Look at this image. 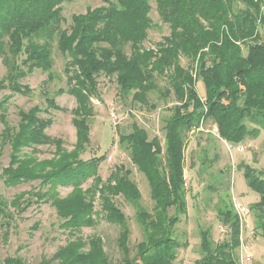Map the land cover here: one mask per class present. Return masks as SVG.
Listing matches in <instances>:
<instances>
[{"label":"trees","instance_id":"obj_1","mask_svg":"<svg viewBox=\"0 0 264 264\" xmlns=\"http://www.w3.org/2000/svg\"><path fill=\"white\" fill-rule=\"evenodd\" d=\"M69 1L0 0V60L8 69L0 86H7L13 95L30 96L31 88L21 82L34 72L47 73L46 84L52 82L56 49L68 60L67 88L56 95L68 94L77 100L72 111L77 144L71 152L48 136L53 120L42 116L40 106L21 110L13 127L7 121L12 96L0 102L4 125L0 146L11 149L10 163L0 179L9 188L40 183L37 192L20 193L11 202L0 194V217L14 219L32 207L33 198L53 205L62 228L75 240L38 264H109L99 237L86 243L77 236L83 228L94 226L95 215L119 227L116 243L121 264H173L178 250L188 247L175 236V227L188 210L184 173L188 136L210 121L217 126L219 138L232 145L256 140L264 133V0H156L159 18L169 26L170 35L154 49L145 47L153 26L150 0L106 1L73 16L71 26L63 29L61 6ZM182 58L189 60V67L181 65ZM102 76L116 78L121 98L133 94L132 100L144 106L149 95L160 91L158 77L169 87L162 95H176L177 104L165 119L164 148L157 138L149 140L136 123L131 133L120 138L148 181L152 212L140 205L141 192L123 167L108 179L115 183L107 185L99 176L105 157L81 158L94 117L90 99L101 100ZM198 82L204 84V98ZM45 102L47 110H62L50 94ZM50 144L57 148L56 157L38 161V148ZM242 169L248 187L260 197L253 209L259 222L256 229L264 237V174L247 164ZM64 187L73 191L61 198L59 188ZM97 195L102 197L99 213L93 206ZM108 195L123 197L135 207L143 240L133 256L127 218ZM217 217L230 230V237L216 244L211 229H201L202 258L196 264H239L242 221L234 206H223V201ZM241 263H245L242 257ZM2 264L29 263L14 255Z\"/></svg>","mask_w":264,"mask_h":264},{"label":"rangeland","instance_id":"obj_2","mask_svg":"<svg viewBox=\"0 0 264 264\" xmlns=\"http://www.w3.org/2000/svg\"><path fill=\"white\" fill-rule=\"evenodd\" d=\"M106 1L117 2L72 0L62 4L61 10L65 19L63 29L71 26L73 16L85 14L88 9L104 6ZM150 3L153 9L151 13L153 26L145 47L154 49L170 35V29L159 18L156 0H150ZM54 60L52 82L46 84L48 74L36 71L21 82L31 88L30 96L13 95L7 86L5 88L0 86V102L7 96H12L8 103L7 121L13 127H16L20 120L21 110L27 111L34 106H40L44 112L42 116L53 120L52 127L47 130L48 136L54 140L58 139L62 147L71 152L77 144V130L73 125L72 113L77 106V100L68 94L56 95L60 89L67 88L65 68L68 60L56 49ZM181 65L187 68L190 62L182 58ZM7 74V67L0 60V82ZM157 82L160 91L149 95L147 106H144L132 100L133 94L121 98L115 77L99 78L101 100L90 99L94 117L90 122L89 143L85 145L81 156L83 160L105 157L99 167V176L107 185L115 183L108 179L115 174L117 168L123 167L128 172L130 180L138 186L142 195L140 205L148 212H152L154 206L148 181L134 165L129 150L120 138L121 135L131 133L132 125L136 123L147 132L149 140L157 138L164 148L165 119L171 114L170 107L177 104V98L175 93L170 97L162 95L169 88L164 78L158 77ZM197 89L199 95L204 98L205 88L202 82L197 83ZM46 93L56 97V103L62 110L46 109ZM161 96L164 98H160ZM112 114L118 117L116 122L113 121ZM3 129L4 125L0 122V133ZM38 149L39 153L36 154L38 161L53 160L56 157L55 144L41 146ZM10 153L8 145L4 148L0 146V175L10 163ZM25 153L31 151L25 150ZM243 164L250 165L264 174V133L256 140L248 139L239 145H232L219 138L217 126L210 121L188 136L184 172L188 210L175 227V236L183 244L187 243L188 247L178 250V257L173 264H196L202 258L199 235L201 229H211L216 244L230 237V230L221 225L217 217L218 207L222 205V201L223 206L228 207L229 204L234 206L237 202L247 209V214L242 219L241 245L237 251L239 264H242L241 257L246 261L249 255L252 260L243 264H264V237L256 229L259 222L253 209L260 197L248 187L243 175ZM91 183L92 180L84 185V189L87 190ZM39 184L31 182L9 188L0 179V194L11 202L20 193L37 192L40 189ZM72 191L71 187L59 188L60 197L66 198ZM108 197L115 199L116 205L127 218L131 231L129 249L133 256L137 244L143 240V231L135 207L123 197L113 195ZM36 203L37 200L33 198L32 207L22 214L15 215L12 220L0 217V264L6 257L14 255L22 257L29 264H38L42 258H51L59 248L75 240V237H71L62 228V221L52 204ZM93 206L96 213L102 210L101 196L95 197ZM170 214H173V210ZM94 219L96 221L94 226L83 228L77 236L83 238L86 243L92 238L99 237L102 240V249L109 259L108 263L121 264L122 257L116 243L119 227L102 215H95Z\"/></svg>","mask_w":264,"mask_h":264},{"label":"built area","instance_id":"obj_3","mask_svg":"<svg viewBox=\"0 0 264 264\" xmlns=\"http://www.w3.org/2000/svg\"><path fill=\"white\" fill-rule=\"evenodd\" d=\"M112 115H113V121L116 122L118 120V117L114 114H112ZM234 206H235V210H236L237 214L239 215V217L242 221L243 217L247 214V209L237 202H235ZM243 260H244V262H246V261L250 262L252 259H251V256L249 255V256H247L246 261L244 258H243Z\"/></svg>","mask_w":264,"mask_h":264}]
</instances>
